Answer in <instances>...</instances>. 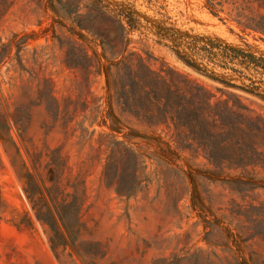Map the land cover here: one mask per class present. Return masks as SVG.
Here are the masks:
<instances>
[{
	"label": "rangeland",
	"instance_id": "rangeland-1",
	"mask_svg": "<svg viewBox=\"0 0 264 264\" xmlns=\"http://www.w3.org/2000/svg\"><path fill=\"white\" fill-rule=\"evenodd\" d=\"M100 1L106 7L95 8L96 0H11L0 17V53L8 52L0 61V264H264V239L235 212L264 201V169L215 168L180 152L167 126L122 117L127 128L117 133L103 123L108 66L141 56L170 81L178 71L203 83L258 125L203 118L213 132L244 137L264 151V101L193 71L160 33L205 34L263 57L264 41L211 14L202 0ZM128 13L136 29L126 23ZM81 51L91 57L89 67L65 65L66 54ZM207 70L264 93V81L250 74ZM51 96L57 118L45 105ZM150 137L163 139L174 156L161 159ZM57 151L62 172L49 164ZM55 180L64 192L82 182L85 198L75 240L52 251L50 231L24 188L35 187L34 201L51 206L45 186Z\"/></svg>",
	"mask_w": 264,
	"mask_h": 264
},
{
	"label": "trees",
	"instance_id": "trees-1",
	"mask_svg": "<svg viewBox=\"0 0 264 264\" xmlns=\"http://www.w3.org/2000/svg\"><path fill=\"white\" fill-rule=\"evenodd\" d=\"M96 1L98 4L94 6L95 8L106 7L100 0ZM202 1L211 14L215 16L221 14L224 19L234 22L244 31L252 32L258 39L264 41V0ZM10 2L11 0H0V17ZM125 17L130 28L138 27V21L133 14L128 13ZM160 34L172 43L175 57L193 71L264 101V93L255 90L259 85L249 82L247 85L252 88H248L244 85L232 84L207 70V66H210L243 77H248L250 74L264 81L263 56L205 34H189L171 28L166 35ZM7 53V50L0 53V61L7 56ZM64 63L68 66L87 68L91 65V57L86 51H81L75 57L66 54ZM173 73L174 78L170 81L162 72L150 68L141 56H137L135 60L111 62L106 72L108 92L103 123L107 122L110 131L117 133H121L126 127L122 117L134 120L147 128L167 126L171 128L176 148L180 152L201 155L215 168L233 171L250 167L264 169V151L257 149L244 137L223 131L213 132L203 118L204 116L216 118L223 125L230 122H238L248 128H258V125L253 124L223 100L214 99L212 92L203 83L178 71ZM224 93L231 99L237 97L227 90ZM54 101L51 96L45 101V105L57 118L59 106L54 107ZM16 123L22 126L21 118ZM148 139H153L156 143L158 156L161 159H167L166 153L174 156L163 139L158 137ZM49 164L56 172H62L66 167L60 153L56 158H50ZM69 185L72 192H64L57 180L51 186H45L51 206L34 201L35 194L40 193L35 187L31 190L24 188L36 219L46 225L50 231L48 241L52 251L65 246L67 240L73 242L74 228L79 230L82 225L79 212L83 207L85 188L82 182ZM61 193L65 196L62 199L58 197ZM235 212L243 215L250 223L253 232L264 239V201L249 203Z\"/></svg>",
	"mask_w": 264,
	"mask_h": 264
}]
</instances>
